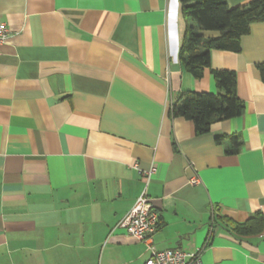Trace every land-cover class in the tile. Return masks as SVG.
<instances>
[{"label": "crops", "instance_id": "crops-1", "mask_svg": "<svg viewBox=\"0 0 264 264\" xmlns=\"http://www.w3.org/2000/svg\"><path fill=\"white\" fill-rule=\"evenodd\" d=\"M179 13L177 0H0V264H144L149 241L117 223L151 167L150 244L264 264V227L224 221L264 217V20L239 51L210 50L195 79L177 57ZM211 69L235 72L243 111L197 135L170 102L217 94Z\"/></svg>", "mask_w": 264, "mask_h": 264}, {"label": "trees", "instance_id": "trees-1", "mask_svg": "<svg viewBox=\"0 0 264 264\" xmlns=\"http://www.w3.org/2000/svg\"><path fill=\"white\" fill-rule=\"evenodd\" d=\"M184 30L178 48V60L191 77H202L210 68V50L239 51L240 36L249 32L253 22L264 20V0H251L244 5L229 7L227 0H177ZM202 31L216 34H203ZM264 79V65H260ZM219 92L180 93L169 107L171 116H181L194 123L195 132H209L211 124L241 115L243 103L236 93V74L232 70L211 69ZM236 152L240 140L228 137ZM217 141L220 138H216ZM230 228L242 235L258 233L263 229L264 217L256 212L243 223L224 219Z\"/></svg>", "mask_w": 264, "mask_h": 264}, {"label": "built area", "instance_id": "built-area-1", "mask_svg": "<svg viewBox=\"0 0 264 264\" xmlns=\"http://www.w3.org/2000/svg\"><path fill=\"white\" fill-rule=\"evenodd\" d=\"M9 27L6 23L0 22V46L8 39ZM134 168L141 171L138 164ZM154 169L151 167L144 172L146 176V186ZM142 172V171H141ZM196 178L191 182L195 183ZM146 186L140 195L136 198L134 205L128 213L117 223L118 227L125 229L128 235L142 241H149L150 255L144 264H202L199 250L185 251L179 248L157 249L155 245L150 244L151 235L156 229L158 214L154 210L152 203L147 197Z\"/></svg>", "mask_w": 264, "mask_h": 264}]
</instances>
